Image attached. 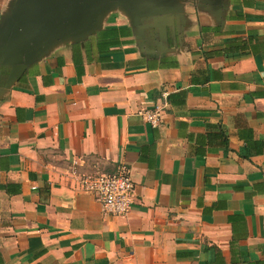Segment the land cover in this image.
I'll return each instance as SVG.
<instances>
[{
  "label": "crops",
  "instance_id": "0c3cea01",
  "mask_svg": "<svg viewBox=\"0 0 264 264\" xmlns=\"http://www.w3.org/2000/svg\"><path fill=\"white\" fill-rule=\"evenodd\" d=\"M149 33L110 11L0 88V264H264V0ZM119 165L132 203L102 215L79 180Z\"/></svg>",
  "mask_w": 264,
  "mask_h": 264
},
{
  "label": "water",
  "instance_id": "95a60500",
  "mask_svg": "<svg viewBox=\"0 0 264 264\" xmlns=\"http://www.w3.org/2000/svg\"><path fill=\"white\" fill-rule=\"evenodd\" d=\"M189 0H12L0 18V88L11 86L55 44L79 42L93 34L103 17L118 10L133 32L165 36L180 4ZM218 19L223 0H191Z\"/></svg>",
  "mask_w": 264,
  "mask_h": 264
},
{
  "label": "built area",
  "instance_id": "2783aa9c",
  "mask_svg": "<svg viewBox=\"0 0 264 264\" xmlns=\"http://www.w3.org/2000/svg\"><path fill=\"white\" fill-rule=\"evenodd\" d=\"M143 120L151 127L160 121L158 110L144 111ZM82 192L93 197L100 212L106 216H124L133 200V185L128 169L119 165L111 175H88L79 180Z\"/></svg>",
  "mask_w": 264,
  "mask_h": 264
}]
</instances>
